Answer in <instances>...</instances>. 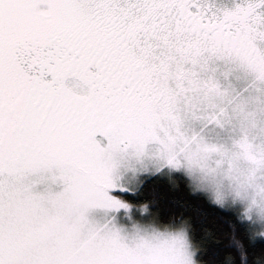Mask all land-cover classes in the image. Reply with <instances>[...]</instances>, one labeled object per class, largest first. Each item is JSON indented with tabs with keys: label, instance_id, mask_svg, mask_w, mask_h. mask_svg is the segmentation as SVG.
<instances>
[{
	"label": "snow or ice",
	"instance_id": "1",
	"mask_svg": "<svg viewBox=\"0 0 264 264\" xmlns=\"http://www.w3.org/2000/svg\"><path fill=\"white\" fill-rule=\"evenodd\" d=\"M0 264H264V0H0Z\"/></svg>",
	"mask_w": 264,
	"mask_h": 264
},
{
	"label": "rangeland",
	"instance_id": "2",
	"mask_svg": "<svg viewBox=\"0 0 264 264\" xmlns=\"http://www.w3.org/2000/svg\"><path fill=\"white\" fill-rule=\"evenodd\" d=\"M247 177L246 167L240 163L238 165L230 164L229 162H224L222 165L221 175L219 176V182L221 184V191L225 194V198L227 201H231L233 189L240 183H243ZM189 180L192 183L193 187L197 190L204 188L210 195H215V187L214 186H206L202 185L198 176L189 175ZM240 203V201H236ZM245 205L241 204V209L243 210ZM150 213V211H149ZM151 214V213H150ZM136 226L141 228V230L151 231L145 224L141 223L137 219H133L130 222V226Z\"/></svg>",
	"mask_w": 264,
	"mask_h": 264
},
{
	"label": "trees",
	"instance_id": "3",
	"mask_svg": "<svg viewBox=\"0 0 264 264\" xmlns=\"http://www.w3.org/2000/svg\"><path fill=\"white\" fill-rule=\"evenodd\" d=\"M189 183H190V186L193 189H196V188L193 187V185L190 182V180H189ZM159 188H160V192L158 193V195H165L167 197H170L171 195H173V193L167 192V187L166 186L160 185ZM181 194L185 195L186 198L194 199V198L187 197L186 193H176V195H181ZM150 209H151L150 213L153 214V215L157 211V208H156V206L153 203L150 205ZM207 211L209 212V219L206 222L208 223L209 227L215 228V227L219 226V227L227 228L226 222L222 219V217L224 215L223 213H219L218 210L210 208V207L207 208Z\"/></svg>",
	"mask_w": 264,
	"mask_h": 264
},
{
	"label": "clouds",
	"instance_id": "4",
	"mask_svg": "<svg viewBox=\"0 0 264 264\" xmlns=\"http://www.w3.org/2000/svg\"><path fill=\"white\" fill-rule=\"evenodd\" d=\"M152 203L150 201H142L140 202V211L142 212V214L147 211L149 212L151 209H150V205Z\"/></svg>",
	"mask_w": 264,
	"mask_h": 264
}]
</instances>
